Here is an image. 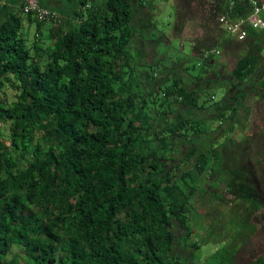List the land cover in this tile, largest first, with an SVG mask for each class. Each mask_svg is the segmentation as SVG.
I'll list each match as a JSON object with an SVG mask.
<instances>
[{
    "label": "trees",
    "instance_id": "1",
    "mask_svg": "<svg viewBox=\"0 0 264 264\" xmlns=\"http://www.w3.org/2000/svg\"><path fill=\"white\" fill-rule=\"evenodd\" d=\"M188 1L220 31L211 45L191 44L186 55L203 61L196 71L182 55H157L158 37L150 60L135 52L153 28L152 0H79L74 24L55 17L28 45L25 19L40 33L46 20L23 12V1L0 19V264H193L196 193L244 203L246 239L257 231L261 160L233 133L259 119L250 100H264V29L235 40L216 11L181 0L178 37ZM227 44L236 51L230 68L204 55ZM218 85L225 91L216 99L209 89ZM257 128L264 142V123ZM228 248L209 259L234 264L237 247ZM250 254L264 264V251Z\"/></svg>",
    "mask_w": 264,
    "mask_h": 264
},
{
    "label": "rangeland",
    "instance_id": "2",
    "mask_svg": "<svg viewBox=\"0 0 264 264\" xmlns=\"http://www.w3.org/2000/svg\"><path fill=\"white\" fill-rule=\"evenodd\" d=\"M181 0H152V11L148 10L151 13V20L153 24L152 30L143 31L142 36L144 37L147 44L143 46V50L146 60H150L152 56H147L151 54L153 49L152 38H159V41L156 42L155 52L157 55L161 54H174L182 55L187 59L188 63H184L185 66H191L195 64V71L203 67V61L197 60L196 58L189 57L186 54H192L191 44L196 41L203 42V46L211 45L215 42V39L220 35V31L215 26L212 20L208 17V13L203 12L202 10L196 7V3L192 1L189 12V20L185 23L179 37L174 34L173 25L176 21L175 7L178 2ZM24 2V0H23ZM183 3H186L183 1ZM187 4V3H186ZM147 9H145L146 13ZM36 17V16H35ZM50 21H45L47 23ZM36 22H29L25 19L23 26L21 28V34L24 38L25 43L28 45L32 43L36 35ZM159 31V32H157ZM161 31V33H160ZM157 32V36L155 33ZM165 36H163V35ZM176 36V37H175ZM169 39V40H168ZM170 41V43H169ZM139 41L134 45L139 46ZM183 42V44H182ZM154 54V52H153ZM219 58H222L223 62L226 64L227 68H230L236 60V51L234 46L227 44L225 49H222V52L218 55ZM190 58V59H189ZM215 66L214 68H216ZM147 69L149 72L152 71V67H142ZM192 67H185L188 69L187 73H195L191 69ZM141 69V68H138ZM224 87L218 85V87L212 86L209 89V92L216 93V99H219L224 94ZM8 97H12V90L8 89ZM252 106L257 107L259 111V119L256 123L247 122L246 126L241 129L238 128L234 131L233 135L237 138H245L247 146L249 147L250 153L253 156H257L261 160V165L258 167V184L257 188L262 198L264 199V142L262 141L261 135L258 134L257 125L259 123H264V100L260 101L259 99L252 98L250 100ZM263 121V122H261ZM223 140V139H222ZM230 163V161L228 162ZM213 191H218L219 186H216ZM213 193V192H212ZM217 194V193H216ZM193 209L194 211L190 212L192 215L191 224L194 228V232L191 235V242L197 241L200 245V248L193 256V264H201V262H206V264H215L218 259H209L210 255L218 249H222L225 245H228L231 248H228L233 252L232 248H236L240 243L246 240L250 248L249 251L254 253L256 256L261 251L264 250V216L253 218L252 221L257 225V231L248 236L249 232L252 230L250 223L244 221L243 214L241 213L244 207V203L236 204L233 202L221 203L216 199V196L205 193L202 195V199H198L197 193L193 198ZM197 215L196 218L194 216ZM240 247V246H239ZM238 247V249H239ZM237 249V251H238ZM19 250L16 247H13L8 255V258L12 257ZM236 251V252H237ZM243 255V254H242ZM248 255V254H247ZM248 257V256H247ZM244 261V260H243ZM248 263V261H247ZM246 263V264H247Z\"/></svg>",
    "mask_w": 264,
    "mask_h": 264
},
{
    "label": "built area",
    "instance_id": "3",
    "mask_svg": "<svg viewBox=\"0 0 264 264\" xmlns=\"http://www.w3.org/2000/svg\"><path fill=\"white\" fill-rule=\"evenodd\" d=\"M211 12L216 11V22L226 35L235 40L246 38L247 29H264V0H201ZM244 1V2H243ZM239 3V4H238ZM245 4L248 11L244 12ZM237 5L243 6L240 11ZM23 12H32L40 20L50 21L56 17L55 12L39 5V0H24ZM235 11V13H232ZM244 12V13H243ZM220 54V49L214 47L204 51V55Z\"/></svg>",
    "mask_w": 264,
    "mask_h": 264
},
{
    "label": "crops",
    "instance_id": "4",
    "mask_svg": "<svg viewBox=\"0 0 264 264\" xmlns=\"http://www.w3.org/2000/svg\"><path fill=\"white\" fill-rule=\"evenodd\" d=\"M22 1L23 0H0V19H3L5 15H7L8 12L15 9L17 6H19V4ZM41 2L43 3L45 7L55 10L56 17L57 19H59L63 27L66 28L70 24L72 25L77 21L75 19V16L73 15V9L78 7L79 0H41ZM50 24L51 22H48V24L43 23L40 27L41 33L38 32L37 26H36L35 34H41L42 36H46L48 34V29L50 27ZM139 39L140 38L138 37L135 38V40H139ZM138 43H140V45L134 47L136 48L135 52L138 55H143L144 51L142 47L145 46V41L141 40V42H138ZM249 248L250 246L247 243H240L237 246L238 251L235 254L234 264H246L247 261H248L247 264H251V261L253 260V258L251 260L249 259V257L251 256ZM260 253H258V255H261Z\"/></svg>",
    "mask_w": 264,
    "mask_h": 264
},
{
    "label": "flooded vegetation",
    "instance_id": "5",
    "mask_svg": "<svg viewBox=\"0 0 264 264\" xmlns=\"http://www.w3.org/2000/svg\"><path fill=\"white\" fill-rule=\"evenodd\" d=\"M264 251V250H263Z\"/></svg>",
    "mask_w": 264,
    "mask_h": 264
}]
</instances>
